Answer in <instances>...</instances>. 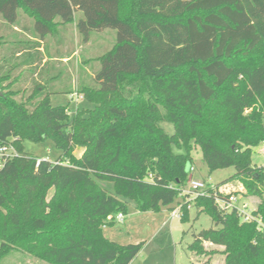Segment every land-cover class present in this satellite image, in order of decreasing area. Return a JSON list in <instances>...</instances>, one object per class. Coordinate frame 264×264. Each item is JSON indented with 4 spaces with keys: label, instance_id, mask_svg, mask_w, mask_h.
Listing matches in <instances>:
<instances>
[{
    "label": "trees",
    "instance_id": "16d2710c",
    "mask_svg": "<svg viewBox=\"0 0 264 264\" xmlns=\"http://www.w3.org/2000/svg\"><path fill=\"white\" fill-rule=\"evenodd\" d=\"M68 26L81 48L94 33L115 40L77 62ZM59 68L74 87L62 88ZM58 93L94 108L72 116L70 104H53ZM26 141H51L60 155H31ZM9 143L18 156L0 169V261L22 252L47 264H131L145 243L113 242L104 228L130 202L141 213L170 208L198 147L210 173L235 169L230 181L260 200L262 224L199 198L193 209L215 228L189 251L207 255L209 243L223 247L224 264H264V167L252 159L264 143V0H0V148Z\"/></svg>",
    "mask_w": 264,
    "mask_h": 264
},
{
    "label": "rangeland",
    "instance_id": "374dc122",
    "mask_svg": "<svg viewBox=\"0 0 264 264\" xmlns=\"http://www.w3.org/2000/svg\"><path fill=\"white\" fill-rule=\"evenodd\" d=\"M78 17V16H77ZM34 29V28H33ZM107 34L111 37L113 36V42L115 40V31L107 30ZM65 33L67 38L73 43L75 41L76 47L78 49V53L75 55V60L77 62H81L82 59L89 57L91 54L97 55L100 53H104L106 47L109 46V39L101 38V33H94L92 36V45L91 47H78V42H76L77 32L73 29V27L68 26L65 29ZM62 35H58L57 38L61 39ZM50 38V37H49ZM50 40V39H49ZM70 42L68 47H63L59 50L60 55H64L68 53L72 48V43ZM54 54L52 49L47 50L48 56ZM53 63H50L48 67H50ZM61 69V68H59ZM22 74L23 80H21V86L23 89H30L31 79L28 72L25 68H19L16 70L14 76L18 75V73ZM62 73V74H59ZM58 73L57 81L62 85V88H70L74 87L76 84V78L74 77L73 82L69 83V77L63 72L61 69ZM16 88V87H15ZM26 98V97H25ZM16 99L18 101H24L22 95L17 96ZM52 102L54 105H68L70 104L72 116H74L77 110H88L93 109L94 106L88 104L84 101V96L75 93L73 95H68L67 93H58L52 95ZM162 127L166 130V132L170 135L174 133V127L171 124H162ZM264 143L260 144L258 147L253 148V163L258 167H264V154L262 153ZM15 147V146H14ZM24 149L27 153L40 157L41 159H49L56 160L60 152L55 148L54 144L51 141H46L42 143H33L30 141H26L24 143ZM77 157H81L83 154V149H77L75 152ZM193 158L195 168L194 177L196 179H200L206 182H209L215 186L220 185L222 190L229 193H236L238 195H242L246 199H248L255 208H258L260 200L253 196H245L246 193L245 188L242 184H240L237 180L230 179L235 174L234 168H228L223 170H218L213 173L209 172L206 164L203 161L202 152L200 148L195 147L193 150ZM191 165L189 164L187 167V171L189 173ZM189 180V179H188ZM100 185L114 192L113 184L100 182ZM189 188L188 181L187 185L184 188L187 191ZM193 195L187 194L183 198L178 197L174 204L170 208H164L161 212H150L152 215L147 217V215H143L145 213H141L137 211L135 203L131 202V206L129 208V213L126 216L127 220H133L135 227L128 228L124 222L116 221L113 226H106L107 230H114L119 235L113 236L114 239L123 242V244H135L144 242V247L141 253L133 260L131 264H224L225 255L223 252V247L211 245L209 243L205 244L206 250H208V254L204 256H196L193 252L189 251V246L194 242L195 235L200 234L202 231L210 230L215 228V224L213 220L205 213H200L193 209V202L197 199ZM208 198V197H205ZM189 201L185 206L191 210L190 221L188 223H183L181 221V217H173V209L179 208V202ZM182 205V204H181ZM190 206V208H189ZM173 208V209H171ZM139 214L142 217L137 218ZM151 217H156L153 221ZM1 240H0V248H1ZM0 264H47L42 262L28 254L22 252H13L10 255L5 256Z\"/></svg>",
    "mask_w": 264,
    "mask_h": 264
},
{
    "label": "built area",
    "instance_id": "2783aa9c",
    "mask_svg": "<svg viewBox=\"0 0 264 264\" xmlns=\"http://www.w3.org/2000/svg\"><path fill=\"white\" fill-rule=\"evenodd\" d=\"M262 153L264 154V145L262 148ZM18 156V151L16 147H14L13 143H9L4 145L0 148V169L2 168L3 164L9 160L13 159ZM40 161H38L39 164ZM195 168L191 167L188 175V190H183L181 193V198L186 196L187 194L193 195V197H208V198H214L217 206L220 210L224 212H233L236 211L238 215L242 218L244 222H255L258 220L260 225L262 224V221L260 219H257L254 215V213L257 211V208L245 197L242 199V195H238L235 193H229L219 186H215L209 182L196 179L194 177ZM189 201H183L181 204H179L178 209L173 210V217H181L182 215V207ZM190 208V206H189ZM116 221L118 222H124L125 221V215L119 214L116 217Z\"/></svg>",
    "mask_w": 264,
    "mask_h": 264
},
{
    "label": "crops",
    "instance_id": "0c3cea01",
    "mask_svg": "<svg viewBox=\"0 0 264 264\" xmlns=\"http://www.w3.org/2000/svg\"><path fill=\"white\" fill-rule=\"evenodd\" d=\"M193 167V166H192ZM131 202H130V206H131ZM136 206V205H135ZM143 215H147V217H150L152 214L150 213V212H146L145 214H143ZM139 217H142L140 214H139V216H137V218H139ZM152 218V220L154 221L155 219H156V217H151ZM125 225H126V227H127V229L128 228H133V227H135V225H134V223L135 222H133V220H127V217L125 216ZM104 235H105V237L107 238V239H109V240H111V241H113V242H116V243H119V244H122V245H128V244H123V242H121V241H118V240H116V239H114V237L113 236H116V235H119L116 231H114V230H107V229H105L104 228ZM120 236V235H119ZM135 244H137V243H135Z\"/></svg>",
    "mask_w": 264,
    "mask_h": 264
}]
</instances>
